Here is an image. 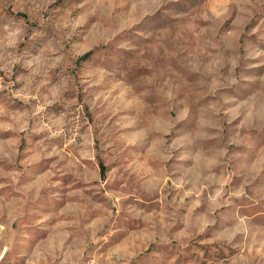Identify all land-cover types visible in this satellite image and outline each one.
<instances>
[{"label":"rangeland","instance_id":"obj_1","mask_svg":"<svg viewBox=\"0 0 264 264\" xmlns=\"http://www.w3.org/2000/svg\"><path fill=\"white\" fill-rule=\"evenodd\" d=\"M1 258L264 264V0H0Z\"/></svg>","mask_w":264,"mask_h":264},{"label":"trees","instance_id":"obj_2","mask_svg":"<svg viewBox=\"0 0 264 264\" xmlns=\"http://www.w3.org/2000/svg\"><path fill=\"white\" fill-rule=\"evenodd\" d=\"M90 55H91V52L86 53L81 58H79V61L86 60ZM104 171H105L104 168L102 166H100V177L101 178L104 177Z\"/></svg>","mask_w":264,"mask_h":264},{"label":"built area","instance_id":"obj_3","mask_svg":"<svg viewBox=\"0 0 264 264\" xmlns=\"http://www.w3.org/2000/svg\"><path fill=\"white\" fill-rule=\"evenodd\" d=\"M0 261H2V258L0 259Z\"/></svg>","mask_w":264,"mask_h":264}]
</instances>
